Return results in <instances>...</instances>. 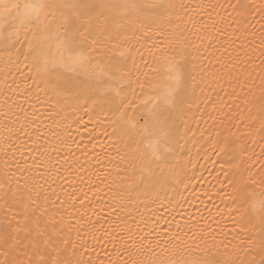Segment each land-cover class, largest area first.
Returning <instances> with one entry per match:
<instances>
[{"label":"snow or ice","instance_id":"snow-or-ice-1","mask_svg":"<svg viewBox=\"0 0 264 264\" xmlns=\"http://www.w3.org/2000/svg\"><path fill=\"white\" fill-rule=\"evenodd\" d=\"M0 264H264V0H0Z\"/></svg>","mask_w":264,"mask_h":264},{"label":"bare ground","instance_id":"bare-ground-1","mask_svg":"<svg viewBox=\"0 0 264 264\" xmlns=\"http://www.w3.org/2000/svg\"><path fill=\"white\" fill-rule=\"evenodd\" d=\"M185 2L196 3V2H198V0H185ZM220 2H224V0H220ZM253 2H257V3H258V0H253ZM241 132H243V129L241 130ZM81 134L85 137V141H84V142H87V135H88V133L82 131ZM200 165H201V166H206V167L209 168V170H212V165H211V163L209 162L208 164H205V159H204V158H201V159H200ZM185 207H187V206H185Z\"/></svg>","mask_w":264,"mask_h":264}]
</instances>
